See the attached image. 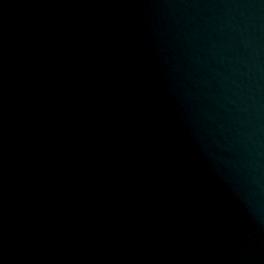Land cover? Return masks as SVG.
Masks as SVG:
<instances>
[{
    "label": "water",
    "instance_id": "water-1",
    "mask_svg": "<svg viewBox=\"0 0 264 264\" xmlns=\"http://www.w3.org/2000/svg\"><path fill=\"white\" fill-rule=\"evenodd\" d=\"M240 264H264V0H242Z\"/></svg>",
    "mask_w": 264,
    "mask_h": 264
}]
</instances>
